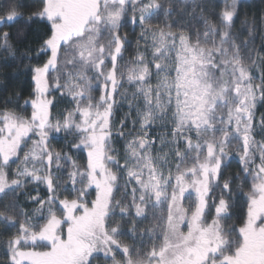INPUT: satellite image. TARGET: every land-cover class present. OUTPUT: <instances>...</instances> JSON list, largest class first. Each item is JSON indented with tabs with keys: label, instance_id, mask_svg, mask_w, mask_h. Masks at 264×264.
Listing matches in <instances>:
<instances>
[{
	"label": "snow or ice",
	"instance_id": "6c2138e0",
	"mask_svg": "<svg viewBox=\"0 0 264 264\" xmlns=\"http://www.w3.org/2000/svg\"><path fill=\"white\" fill-rule=\"evenodd\" d=\"M239 2L0 0L6 57L44 29L0 103L3 264H264V14L237 28Z\"/></svg>",
	"mask_w": 264,
	"mask_h": 264
},
{
	"label": "trees",
	"instance_id": "16d2710c",
	"mask_svg": "<svg viewBox=\"0 0 264 264\" xmlns=\"http://www.w3.org/2000/svg\"><path fill=\"white\" fill-rule=\"evenodd\" d=\"M20 2L31 6L35 3V0H20ZM239 12L240 16L237 21V27L241 26V21L245 19V14H247L249 20H251L252 17H255L259 23L262 14H264V0L241 1L239 4ZM43 31L44 29L40 24H32L24 27V35L20 37L18 42L19 52L15 59L6 57L3 52H0V103H3V101L9 97L15 98L17 95H21V103H23V99H27V93L30 91L29 84L31 83V80L26 74V65L28 61L26 59L22 61L21 55L24 53L25 49L29 47L35 49L37 47L35 41L39 39ZM260 39L261 37L257 35V46L260 44ZM232 168L235 172V164H233ZM3 240H6V237H0V241ZM0 264H3L2 250H0Z\"/></svg>",
	"mask_w": 264,
	"mask_h": 264
},
{
	"label": "rangeland",
	"instance_id": "374dc122",
	"mask_svg": "<svg viewBox=\"0 0 264 264\" xmlns=\"http://www.w3.org/2000/svg\"><path fill=\"white\" fill-rule=\"evenodd\" d=\"M241 1H247V0H240V2H239V4L241 3ZM217 3H222V0H217ZM166 6H167V4H166ZM185 9H186V11L187 12H191V9H192V4L191 3H189L188 5H186L185 6ZM180 11V7H179V0H173V12L174 13H176V12H179ZM184 18L185 19H191V17L190 16H187L186 14H185V16H184ZM240 27V26H239ZM239 27H237V28H239ZM138 29H137V33H138ZM132 39H133V42H134V37H132ZM134 46V45H133ZM125 58H127V56L125 57ZM59 110H62V106H61V108L59 109ZM236 166V165H235ZM233 168H231L230 170H229V172L231 173V174H235V172L233 171ZM227 174V173H226ZM145 227H147V225H144ZM99 263H103V261L101 260Z\"/></svg>",
	"mask_w": 264,
	"mask_h": 264
}]
</instances>
